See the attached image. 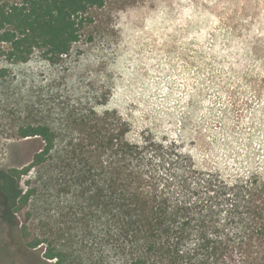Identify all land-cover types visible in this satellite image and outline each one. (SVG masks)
Listing matches in <instances>:
<instances>
[{"label":"rangeland","instance_id":"374dc122","mask_svg":"<svg viewBox=\"0 0 264 264\" xmlns=\"http://www.w3.org/2000/svg\"><path fill=\"white\" fill-rule=\"evenodd\" d=\"M89 14L56 62L0 56V264H53L54 245L79 259L94 211L84 185L57 195L54 160L11 179L43 147L31 127L58 135L54 155L113 129L174 141L199 168L264 169V0H104Z\"/></svg>","mask_w":264,"mask_h":264},{"label":"trees","instance_id":"16d2710c","mask_svg":"<svg viewBox=\"0 0 264 264\" xmlns=\"http://www.w3.org/2000/svg\"><path fill=\"white\" fill-rule=\"evenodd\" d=\"M103 4L0 0V56L25 62L38 54L58 61L92 21L89 10ZM125 131L109 129L87 149L78 140L63 155H54L58 135L48 126L21 132L38 135L44 144L26 168L12 171V180L54 160L57 195L74 193L75 185L92 194L94 211L80 218L85 231L79 259L56 245L46 248V259L53 264H264V169L227 174L199 168L174 141L145 134L129 141ZM32 192H18L14 211L28 205Z\"/></svg>","mask_w":264,"mask_h":264}]
</instances>
